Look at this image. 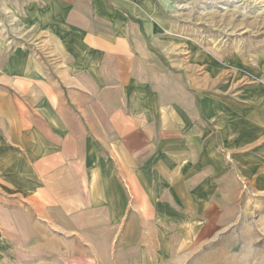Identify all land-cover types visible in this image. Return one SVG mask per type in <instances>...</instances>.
Returning <instances> with one entry per match:
<instances>
[{"label": "crops", "instance_id": "crops-1", "mask_svg": "<svg viewBox=\"0 0 264 264\" xmlns=\"http://www.w3.org/2000/svg\"><path fill=\"white\" fill-rule=\"evenodd\" d=\"M13 9L38 38L0 48V237L31 228L35 212L87 211L97 187L108 205L110 172L136 204L226 186L264 195V47L235 84L196 91L189 68L148 48L158 0Z\"/></svg>", "mask_w": 264, "mask_h": 264}, {"label": "rangeland", "instance_id": "rangeland-1", "mask_svg": "<svg viewBox=\"0 0 264 264\" xmlns=\"http://www.w3.org/2000/svg\"><path fill=\"white\" fill-rule=\"evenodd\" d=\"M158 5L159 28L148 48L159 65L189 68L190 90L235 84L264 47V0ZM35 26L22 25L13 0H0V48L37 39ZM109 180L108 205L100 203L97 187L87 211L78 204L79 211L68 214L35 212L31 228L0 237V264H264V195L253 189L204 188L196 198L181 196L186 203L164 195L136 204L131 189L116 186L115 172Z\"/></svg>", "mask_w": 264, "mask_h": 264}]
</instances>
